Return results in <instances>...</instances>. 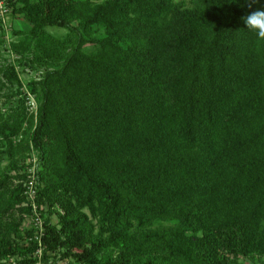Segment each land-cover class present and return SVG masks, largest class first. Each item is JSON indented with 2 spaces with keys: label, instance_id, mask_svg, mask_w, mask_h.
I'll return each instance as SVG.
<instances>
[{
  "label": "trees",
  "instance_id": "1",
  "mask_svg": "<svg viewBox=\"0 0 264 264\" xmlns=\"http://www.w3.org/2000/svg\"><path fill=\"white\" fill-rule=\"evenodd\" d=\"M1 1L0 264H264V0Z\"/></svg>",
  "mask_w": 264,
  "mask_h": 264
},
{
  "label": "rangeland",
  "instance_id": "2",
  "mask_svg": "<svg viewBox=\"0 0 264 264\" xmlns=\"http://www.w3.org/2000/svg\"><path fill=\"white\" fill-rule=\"evenodd\" d=\"M176 2H185L188 3L189 0H175ZM3 2L0 0V5L2 6L1 10H4L5 8L3 7ZM0 23L5 27L6 32H9V25L11 24V26H14L16 28H21L24 23L22 21V19H20V17H15L13 20L10 19L9 16H7L6 14H4L3 16L0 15ZM49 32L51 33H57V32H62V29H58V28H54V27H49L47 29ZM8 34H7V39L6 42H8L10 39H8ZM7 45V43H6ZM3 59H6L7 61H15L16 56L14 54H12L11 52H9V50L1 48L0 51V63H2ZM39 72H32V71H28V73L24 76H21L22 78H38ZM29 106L30 109L34 108V104H33V100L31 99L29 101ZM53 222L55 221V218H52ZM60 264H67L65 261H63Z\"/></svg>",
  "mask_w": 264,
  "mask_h": 264
},
{
  "label": "clouds",
  "instance_id": "3",
  "mask_svg": "<svg viewBox=\"0 0 264 264\" xmlns=\"http://www.w3.org/2000/svg\"><path fill=\"white\" fill-rule=\"evenodd\" d=\"M241 8L251 9L253 5L261 3V0H235ZM245 29L253 32L258 37H264V5L257 7L254 11H248L241 17Z\"/></svg>",
  "mask_w": 264,
  "mask_h": 264
},
{
  "label": "built area",
  "instance_id": "4",
  "mask_svg": "<svg viewBox=\"0 0 264 264\" xmlns=\"http://www.w3.org/2000/svg\"><path fill=\"white\" fill-rule=\"evenodd\" d=\"M2 12H4V10H1ZM35 184H34V180L31 179L30 181H28L27 185H26V193H27V197L30 200V202L33 205V198L35 196ZM33 223L36 226V228H38V234H41L42 232V223H41V219L39 218V216L35 215L34 219H33Z\"/></svg>",
  "mask_w": 264,
  "mask_h": 264
}]
</instances>
